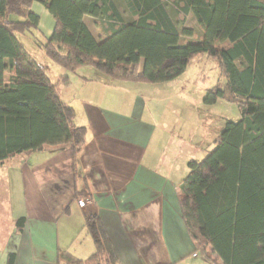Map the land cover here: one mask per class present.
Listing matches in <instances>:
<instances>
[{
  "label": "trees",
  "instance_id": "16d2710c",
  "mask_svg": "<svg viewBox=\"0 0 264 264\" xmlns=\"http://www.w3.org/2000/svg\"><path fill=\"white\" fill-rule=\"evenodd\" d=\"M35 1L55 18L52 36L35 40L69 72L90 66L113 81L156 84L177 79L199 55L216 59L225 83L218 81L204 101L235 103L241 118L227 120L215 147L188 163L178 190L182 216L208 260L264 264V0H0V166L48 146L69 148L75 164L87 143L75 108L57 92L69 76L53 82L18 36L38 30ZM171 9L194 17L199 40L183 39L195 33ZM202 164L211 167L205 176ZM86 227L96 251L81 259L60 250L58 264H120L96 214Z\"/></svg>",
  "mask_w": 264,
  "mask_h": 264
},
{
  "label": "crops",
  "instance_id": "0c3cea01",
  "mask_svg": "<svg viewBox=\"0 0 264 264\" xmlns=\"http://www.w3.org/2000/svg\"><path fill=\"white\" fill-rule=\"evenodd\" d=\"M32 9L39 15L38 30L30 35L36 44L52 36L55 18L39 1ZM84 21L96 37L102 35L93 17ZM54 69L53 76L46 71L53 82L69 76L57 92L75 108L87 143L75 164L69 148L48 146L0 166V264H58L60 250L91 256L96 244L86 222L92 214L120 264H215L196 249L183 220V174L168 147L162 114L151 120L148 101L122 90L127 81H113L90 66L70 73ZM85 196L91 201L81 207L78 199Z\"/></svg>",
  "mask_w": 264,
  "mask_h": 264
},
{
  "label": "rangeland",
  "instance_id": "374dc122",
  "mask_svg": "<svg viewBox=\"0 0 264 264\" xmlns=\"http://www.w3.org/2000/svg\"><path fill=\"white\" fill-rule=\"evenodd\" d=\"M121 8L125 10L124 6ZM171 12L174 18L180 21L181 27L192 28L195 33V37L184 36L183 39L199 40L203 31L194 17L191 14L187 16L178 14L172 9ZM98 32L100 33L101 29ZM18 36L45 71L53 76L54 67L63 69L46 55L42 45L34 44V40L31 42L32 37L29 34H18ZM98 38L103 37L101 35ZM67 73L70 72L67 71ZM218 81L225 83V79L218 75L216 59L203 54L195 57L182 75L173 81L166 82L164 86L153 83L129 84L128 82L126 85L122 84V90L131 89L126 95L132 98L138 95L148 101L146 115L150 116L151 120L155 122L153 117L155 112L162 114L163 122L167 127L168 139L170 138L168 147H172L179 157L177 161L179 162V173L183 174V178L186 176L185 172L190 170L186 161L188 163L193 160L202 161L207 152L215 147L213 139L219 134L226 121L241 118L235 103L223 99H219L214 104L205 103L204 98L208 91ZM121 95L122 92H118L117 97ZM210 172L211 167L202 164L200 173L205 176Z\"/></svg>",
  "mask_w": 264,
  "mask_h": 264
},
{
  "label": "built area",
  "instance_id": "2783aa9c",
  "mask_svg": "<svg viewBox=\"0 0 264 264\" xmlns=\"http://www.w3.org/2000/svg\"><path fill=\"white\" fill-rule=\"evenodd\" d=\"M90 201H91V197L85 196V197H82V198L78 199V204L81 207H85Z\"/></svg>",
  "mask_w": 264,
  "mask_h": 264
}]
</instances>
